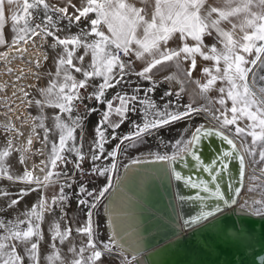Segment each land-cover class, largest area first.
Returning <instances> with one entry per match:
<instances>
[{
	"label": "snow or ice",
	"instance_id": "obj_1",
	"mask_svg": "<svg viewBox=\"0 0 264 264\" xmlns=\"http://www.w3.org/2000/svg\"><path fill=\"white\" fill-rule=\"evenodd\" d=\"M40 11L42 17L33 15ZM82 18L88 21L86 28L64 37L57 34L62 30L61 22L66 21V27L79 28ZM7 21L11 22L13 32L10 42L3 31ZM48 37L53 40L50 47L60 51L54 57L55 71L48 73L47 86L38 89L40 98H30L31 93L26 90L36 89L35 83L26 87L13 85L12 97L19 100L20 105L39 109V115L31 118L32 134L22 148L24 154L19 160L25 165L22 174H13L7 163L6 158L13 151H21L14 146L13 140L9 139L0 150V177L24 185L19 197L13 198L7 206L14 208L34 192L39 193V198L21 217L7 221L0 219V264H103L104 258L120 245L115 231L108 242L98 240L95 215L113 187L121 147L126 141L129 147H136L137 142H143L144 136L151 135L153 130L190 119L194 114L205 115L212 126L201 123L190 131V135L177 139L172 144L171 155L149 153L156 161L167 162L171 178L197 190L192 197L178 195L180 201L191 199L202 206L197 215L184 220V225L191 227L215 218L222 212L221 203L236 205L242 192L251 195H247L239 207L250 216L264 218V75L258 76L254 71L257 67L264 68V0H79V5L73 0H57L56 3L51 0H0V46L7 49L0 51V60L6 66L17 59L23 63L24 67L15 69L17 80L27 79L29 75L37 81L41 79L42 61L49 59L42 51ZM206 38H211L213 43L206 44ZM176 41H179L176 47H169L170 42ZM198 57L210 62V66L201 69L203 82L192 79ZM137 61L141 62L139 69L134 67ZM186 63L187 68L184 67ZM169 67H174L175 72L165 75L163 82L176 88L165 91L163 96L177 97L174 109L171 100L161 108L149 95L154 94L160 84L157 73ZM6 70L13 71L11 67ZM133 75L150 86L144 88L138 83L131 94L117 92L111 99L105 98L107 90L117 86L123 88ZM97 79L101 82L93 84ZM186 80L194 83L198 91L190 103L180 106L178 101L186 91ZM6 87L7 84H0V89ZM89 87L94 90L85 97L81 90L87 91ZM213 91L217 93L216 97L211 96ZM85 99H95L105 105L94 129L95 138L88 158L93 162L91 173L104 177L106 183L92 190H88L86 184L78 185L77 205L86 208L87 212L86 222L75 229L76 233L86 237V243L76 247L71 243L72 227H61L70 199L65 188L70 189L75 183L69 182L72 178L68 177L66 169L72 161L65 153L75 155V169L86 175L82 167L86 155L76 133L77 130L82 133L87 113L97 109L88 108ZM197 99L204 103L194 106ZM137 104L141 105L139 109ZM5 107L17 111L7 101ZM80 107L85 108V115L74 116ZM45 109H52L55 114L49 116ZM138 111L143 122L133 121L132 131L117 137L116 130L128 120L129 113ZM113 114L117 120L111 118ZM49 119L51 126L45 124ZM24 123L29 121L25 119ZM4 128L23 136L14 124L6 122ZM37 129H42V134ZM109 129L113 132L111 137L107 135ZM49 133H54L55 138H50ZM213 136L219 137L228 148L217 151L206 162L199 148L205 138ZM36 139L42 145L37 153L44 159L28 167L26 159ZM109 139H119V143L105 154ZM187 157H191L198 170L207 173L210 181L177 170L176 162ZM102 158H110V163L97 164ZM233 161L237 163L238 183L229 180L228 187L233 196L228 197L220 180L225 174L231 177ZM145 162L142 158L131 160L133 165ZM127 167L125 165V169ZM248 168H252V173L247 177L245 187ZM61 176L66 177L63 182ZM57 185L58 193L49 197L47 190ZM209 200L215 203L209 206ZM57 208L61 216L50 224L51 252L44 259L42 225L46 215H55ZM108 224L111 227V221ZM236 235L240 237L243 233L237 230ZM57 242L60 245L68 242L71 259L61 252ZM123 264H132V261L124 257Z\"/></svg>",
	"mask_w": 264,
	"mask_h": 264
},
{
	"label": "bare ground",
	"instance_id": "obj_2",
	"mask_svg": "<svg viewBox=\"0 0 264 264\" xmlns=\"http://www.w3.org/2000/svg\"><path fill=\"white\" fill-rule=\"evenodd\" d=\"M35 39L39 41L40 37ZM49 43L46 38L42 51L50 58L46 50ZM6 50V47L0 49V51ZM47 61L50 63L49 59ZM47 61H42L41 77L46 75L43 67L46 66ZM7 67H11L13 71L8 72ZM18 67H24L18 59L12 60L7 66L0 60V84H7L6 88L0 89V97L8 100L10 107L17 110L16 119L22 116L23 123L25 119L29 121L28 124L17 126L23 130L21 143L24 146L27 137L31 135L29 126L31 118L29 112L23 110L24 106L20 105V101L12 97V92L15 90L13 85L26 87L32 83L36 84L39 80H35L31 75L27 79L17 80L15 69ZM26 90L33 91L32 88ZM9 97L11 99H8ZM7 113L8 111L0 113V123L3 125L6 123ZM195 120H199V123L193 125ZM182 122L185 136L190 135V131L201 123L212 126L203 114H194L190 119ZM149 153L153 152L144 150L136 157L147 162L138 165H133L131 162L127 164V169L124 168L121 176L114 180L104 204L105 229L109 239L113 231L116 233L120 247L113 250L117 257H120V261L121 257H129L132 260L135 256L133 261L136 264H264V218L250 216L239 207L243 199L251 194L242 192L234 207L190 230H181L175 209L169 207L164 189L171 185L168 164L156 161L154 157L149 156ZM251 173L252 168H248L245 187L248 184L247 177ZM176 227L181 230L179 234L149 248L155 234L167 236L173 234ZM237 230L243 235L237 237Z\"/></svg>",
	"mask_w": 264,
	"mask_h": 264
},
{
	"label": "rangeland",
	"instance_id": "obj_3",
	"mask_svg": "<svg viewBox=\"0 0 264 264\" xmlns=\"http://www.w3.org/2000/svg\"><path fill=\"white\" fill-rule=\"evenodd\" d=\"M73 2L76 3L77 5H79V0H73ZM58 6H62V4H58ZM69 11L71 12L72 9L70 8ZM33 15L35 17H42L43 13H42V11H40V12L34 13ZM66 24H67V22L63 21L59 25V27L62 30L60 32H58L57 34L61 37H64V36L70 35V34H76L80 28H86L88 26V21L84 20L82 18V20L79 24V28L76 26H67L66 27ZM3 31L7 36V40L13 36V32L11 31V22L10 21L6 22V26H5ZM47 39L50 41V43L46 47V50L50 54V58H49L50 63L47 61L48 63L46 62V66L43 67V69L46 72V75H42V77H41L42 80L40 79L38 82H36L37 87H36V89H33V91L30 92L31 93L30 98H40L38 95V89L41 87L47 86L48 81L50 79L48 73L55 71L54 57H55L56 53L60 51V49L59 48L52 49L50 47V45L53 43V40L51 37H48ZM1 48H4V47L0 46V49ZM87 62H88V60L86 58L85 63H87ZM256 70H257L258 76L264 75V68L257 67L256 69H254V71H256ZM77 77L81 78L79 76V74H77ZM100 82L101 81L99 79H97V80L93 81V84H99ZM138 83L141 84L142 87H144V88H147L150 86V84L148 82L138 81L137 77H135L133 75L130 77L128 85L124 86L123 88H121L120 86H117L116 88L107 90L105 93V98L111 99L117 92H121V93L128 92L129 94H131L132 88H134ZM190 83H191V81L186 80V83H185L186 89L190 90L192 88V86L189 85ZM93 90H94L93 87H89L87 89V91L81 90V92L85 97H87L91 92H93ZM215 93L216 92L213 91L211 93V96L216 97L217 95H215V96L213 95ZM163 94H164L163 92L156 89L154 94H149V95L156 102L157 106L161 107V108L163 107V105L168 100H171L173 102L172 108L174 109L176 104H177V100L173 97H170V96L164 97ZM140 95H141V97H143V92H141ZM162 97H163V99H162ZM198 100L199 99H197V101ZM5 101L8 102V100L0 97V113L8 111V113L5 115L6 122L14 124L16 129H18L20 132H23V130L20 128H17V126L18 125L23 126V124H24L23 119L24 118L21 116L20 119H16L15 116L17 115V111H15V112L9 111L8 107H5ZM178 103L180 106L186 105V103L182 99H180L178 101ZM84 104H86L88 106V108H96L97 109L96 112L87 113V118L84 122V127H83L82 133H81V130H77V133H76L77 138H79L78 143L83 144L82 151L86 155L85 162H86L87 166L91 169L93 166V162L91 161L90 158H88V153L90 151V147H91V145L94 141V138H95L94 129L97 125V122L101 119L103 111L105 110V105L102 103H98L95 99H92V100L85 99ZM8 105L11 106L9 102H8ZM136 106L138 109L141 107V105H139V104H137ZM23 110L29 112L30 118L39 115V109L36 107H32V108L23 107ZM45 111L49 116H52L55 114L52 109H45ZM85 113H86L85 108L80 107L79 111L74 112L73 115L74 116L75 115L83 116V115H85ZM111 118L113 120L118 119V117L115 116L114 114L112 115ZM133 121H135L136 123H142L143 122L141 113L139 111L136 113H129L128 120L125 123H123L119 129L116 130L117 137H120V136L127 134L128 132L132 131L131 125H132ZM198 123H199V120H195L193 125L198 124ZM45 124L48 126H51L52 121L49 119V120L45 121ZM29 126L31 128V121H30ZM37 131L40 132L41 134L43 132L42 129H37ZM184 133H185L184 123L182 121H179V122L172 123L171 125L153 130V133L151 135H145L144 136L143 142H137L136 147H129L128 142L126 141L125 144L121 147V151H120L119 156L117 158L118 162H119V169H118L117 175L114 176L113 183H114V180L119 175L121 176L122 171L125 168V165H127L129 162H131L132 159H135L141 151L147 150V151H150L153 153L159 152L161 154L167 153V154L171 155V153L173 151L172 144L177 139L181 138L182 136H185ZM112 134H113L112 129H109L107 132V135L109 137H111ZM82 135H84V136H82ZM49 136L52 139L55 138L54 133H49ZM9 139H12L14 146L17 149H21V151H13L10 154V156L8 158H6L7 163L9 164L10 171L13 174L20 175L23 173L24 168H25V165H22L19 163L21 155L24 154L22 152L23 145L21 143L23 140V136L18 135L16 132L6 130L4 128V125L0 123V150H2L6 146V143ZM117 143H119V139H109V142L105 146L106 147L105 154L107 153V151H111ZM41 147H42V145H41L40 141L38 139L34 140L31 151L28 154L27 159H26V165L28 167H31V164H33V163L39 164L40 161L42 159H44L43 156H40L37 153V149H40ZM65 155H67L68 159L70 161H72V163H69L67 165V169H66L67 173H68V177L72 178V180L69 182L75 181V183H72V187L70 189L67 187L65 188V191L68 194V196L70 197V199H69V201L67 203V207L65 209L66 217L63 220H61V227H62V229L65 225L72 227L73 238H72L71 243L74 244L76 247H79V246H81L82 243H86V237H83L80 234L76 233L75 229L77 227H82L83 224L86 222L87 209L82 207V206L77 205L78 185L81 183L86 184L88 190L99 189L100 187H102L106 183V180L104 177H100L98 175H93L92 173L90 174L89 178H83V179L80 178L78 176L79 174H77L76 171L72 170V164L76 159L75 155L69 154V153H65ZM40 157H42V158H40ZM96 163L101 164V165L108 164V163H110V158H109V160H104L102 158L100 161H97ZM61 168L63 169V166H61ZM65 179H66V177H64V176L60 177L61 182H63ZM23 187H24V185L22 183L8 181L6 179V177H0V219L7 221V220H14L17 217H21L22 214L24 212H26L38 200L39 193L34 192L28 196H25L20 201V203L18 205H16L14 208H9L7 205L10 204V202L13 198L19 197V191ZM58 191H59V185H57L55 187H50L47 190V195L49 197H51L52 195L58 193ZM5 192L8 193L7 196L2 195V193H5ZM108 194H106L105 198L101 202V205L96 210V215H95L96 237L98 238L99 241H102V242H108L109 241L107 231L105 229V214H104V204H105V201L107 199ZM60 216H61L60 209L57 208L55 215H53V214L46 215L45 222L42 225L43 230H44V242L42 243V246H41V252H42V258H44V259H46L47 254H50V252H51V233L49 231L50 224L52 222H54L55 220L59 219ZM57 246H58V248H60L61 252L68 259H71V253L68 252V242H65L64 245H60L57 242ZM127 259L132 261V264H136V262L131 260L129 257H127ZM123 261H124V257H121V261H120V257L118 258L116 253L113 250L111 255H107L104 258L103 264H123Z\"/></svg>",
	"mask_w": 264,
	"mask_h": 264
},
{
	"label": "water",
	"instance_id": "obj_4",
	"mask_svg": "<svg viewBox=\"0 0 264 264\" xmlns=\"http://www.w3.org/2000/svg\"><path fill=\"white\" fill-rule=\"evenodd\" d=\"M227 148L228 146L224 141H222L219 137L213 136L211 138H205L202 141V146L199 148V152L202 155V158L206 162H209L217 151H223ZM185 164H187V167L185 166ZM175 167L177 168L178 171H180L184 175H191L194 178L199 177L203 179H208L210 181V177H208L207 173H205L202 169L198 170L195 167L194 161H192L191 157H187L185 160H178L175 164ZM230 167H231V177H229L228 174H225L224 177L220 180V183L222 185V190L226 192V195L228 197L233 196L232 191L228 187L229 180H231L233 184L238 183L237 163L233 161ZM170 184H171L170 186H166L164 187V189L165 192L167 193L169 207L172 208V210L175 209V213L178 217V223H180L181 225V230L184 231L190 230L196 226H199L213 219V218H209V220L201 222L199 225H192L191 227H186L184 225V220L190 219L191 217L197 215L200 212L202 206L200 202L191 199H185L184 201H180L178 199V195H183L186 198L192 197L195 196L197 190L192 189L190 187H186L183 184V182L175 181L173 178H171V176H170ZM201 194L206 195L205 193H201ZM207 203L209 204V206H211L213 203H215V201L209 200ZM234 206L235 205H224L223 203H221L222 212L217 213L216 216L224 213L225 211H227L228 209ZM181 230L179 227H176L175 232L167 236H158L157 234H155L153 236L154 238L152 239L149 248H152L155 245L161 244L169 240L172 236L179 234Z\"/></svg>",
	"mask_w": 264,
	"mask_h": 264
},
{
	"label": "crops",
	"instance_id": "obj_5",
	"mask_svg": "<svg viewBox=\"0 0 264 264\" xmlns=\"http://www.w3.org/2000/svg\"><path fill=\"white\" fill-rule=\"evenodd\" d=\"M51 1L54 2V3L57 2V0H51ZM4 35H5V38L7 40V36H6L5 33H4ZM11 39H12V37H10L8 39V41L10 42ZM178 43H179V41H176L175 43L170 42L169 43V47H176ZM205 43L208 44V45H211L213 43V40L211 38H206ZM140 64H141V62L137 61L135 63L134 67L136 69H139L140 68ZM187 66H188V64L186 63L184 65V67L187 68ZM204 66H210V62L203 61L201 58L198 57L197 58V67H196L195 71L192 74V79L193 80L199 79V80H201V82L204 81V77H203V74L201 72V69ZM172 72H175V68L174 67H169L166 70H164V71H162L160 73H157V78L160 80V84L157 87V89L160 90L163 93H165V91L172 90L173 88H176L175 85L163 82V77L165 75L171 74ZM189 85H191L192 88L190 90L185 88L186 91L184 93H182L181 97L179 98V100L182 99L186 104H188V103H190L192 101L195 93L198 91L197 86L194 83L191 82ZM177 90H178V88H177ZM213 95L215 96L217 94L215 93ZM170 97H173V98H175L177 100V97L175 95L170 96ZM202 103H204V101L198 100V101H196V105H194V106H197V105L202 104Z\"/></svg>",
	"mask_w": 264,
	"mask_h": 264
},
{
	"label": "built area",
	"instance_id": "obj_6",
	"mask_svg": "<svg viewBox=\"0 0 264 264\" xmlns=\"http://www.w3.org/2000/svg\"><path fill=\"white\" fill-rule=\"evenodd\" d=\"M74 165H75V161L72 164V170L73 171H76V173L79 174L78 176L80 178L83 179V178H89L90 177L91 171H90V168L87 166L85 160L82 162V167L85 170L86 175H82L78 170L75 169V166Z\"/></svg>",
	"mask_w": 264,
	"mask_h": 264
}]
</instances>
